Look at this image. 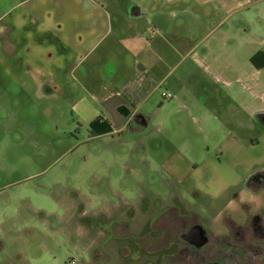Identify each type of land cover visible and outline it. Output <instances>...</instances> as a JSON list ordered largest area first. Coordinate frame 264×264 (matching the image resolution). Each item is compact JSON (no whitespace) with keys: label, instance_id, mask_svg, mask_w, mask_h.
<instances>
[{"label":"rangeland","instance_id":"374dc122","mask_svg":"<svg viewBox=\"0 0 264 264\" xmlns=\"http://www.w3.org/2000/svg\"><path fill=\"white\" fill-rule=\"evenodd\" d=\"M114 1L132 0H0V264H165V209L218 234L264 203L247 188L264 176V117L248 118L264 100L243 88L230 101L215 73L194 70L175 92L178 65L145 118L89 136L103 113L70 52H84L88 21L107 31Z\"/></svg>","mask_w":264,"mask_h":264},{"label":"crops","instance_id":"0c3cea01","mask_svg":"<svg viewBox=\"0 0 264 264\" xmlns=\"http://www.w3.org/2000/svg\"><path fill=\"white\" fill-rule=\"evenodd\" d=\"M114 2L112 14L105 17L107 31L95 34L96 21H88L90 31L78 40L84 52L78 54L75 48L70 52L82 54L87 62L85 66L71 62V75L78 70L81 89L100 104L101 118L111 124V131L101 135L119 132L134 117L145 118L142 107L181 64L182 72L168 83L174 91H180L186 79L193 80L194 70H202L226 83L225 96L230 101L247 100L243 92L248 89L250 102H263V0ZM88 37L93 42L88 43ZM212 93L208 98L214 99ZM263 103L251 108V125L255 114L264 117Z\"/></svg>","mask_w":264,"mask_h":264},{"label":"flooded vegetation","instance_id":"af4514ba","mask_svg":"<svg viewBox=\"0 0 264 264\" xmlns=\"http://www.w3.org/2000/svg\"><path fill=\"white\" fill-rule=\"evenodd\" d=\"M264 175V174H263ZM257 181V180H256ZM248 181V189L264 200V176L257 182ZM258 203V204H259ZM245 217L229 219L226 228L218 233H208L193 218L179 210L169 216L165 209L161 215V246L173 253H165V264H264V203ZM177 209V208H176ZM171 210V208H170ZM167 211V212H165ZM189 214V213H188ZM226 232V233H223ZM174 233V234H173ZM176 235V238H172Z\"/></svg>","mask_w":264,"mask_h":264},{"label":"trees","instance_id":"16d2710c","mask_svg":"<svg viewBox=\"0 0 264 264\" xmlns=\"http://www.w3.org/2000/svg\"><path fill=\"white\" fill-rule=\"evenodd\" d=\"M121 110V109H120ZM89 136H97L111 131V124L101 118L97 117L93 119L89 124Z\"/></svg>","mask_w":264,"mask_h":264},{"label":"built area","instance_id":"2783aa9c","mask_svg":"<svg viewBox=\"0 0 264 264\" xmlns=\"http://www.w3.org/2000/svg\"><path fill=\"white\" fill-rule=\"evenodd\" d=\"M161 96L164 98H171L172 94L169 92L162 91Z\"/></svg>","mask_w":264,"mask_h":264}]
</instances>
